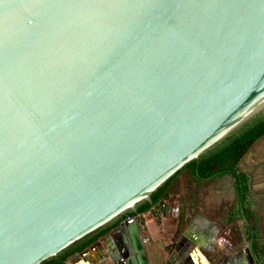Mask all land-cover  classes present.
I'll return each instance as SVG.
<instances>
[{"label": "water", "instance_id": "obj_1", "mask_svg": "<svg viewBox=\"0 0 264 264\" xmlns=\"http://www.w3.org/2000/svg\"><path fill=\"white\" fill-rule=\"evenodd\" d=\"M262 113L264 0H0V264L137 212Z\"/></svg>", "mask_w": 264, "mask_h": 264}, {"label": "crops", "instance_id": "obj_2", "mask_svg": "<svg viewBox=\"0 0 264 264\" xmlns=\"http://www.w3.org/2000/svg\"><path fill=\"white\" fill-rule=\"evenodd\" d=\"M239 169L254 178L250 205L258 218L257 252L232 177L197 180L183 171L171 184L160 221L154 208L140 214L142 229L125 218L68 264H114L119 244L136 264H249L251 241L258 264H264V195H258L264 189V136Z\"/></svg>", "mask_w": 264, "mask_h": 264}, {"label": "trees", "instance_id": "obj_3", "mask_svg": "<svg viewBox=\"0 0 264 264\" xmlns=\"http://www.w3.org/2000/svg\"><path fill=\"white\" fill-rule=\"evenodd\" d=\"M263 136L264 113L248 123L240 131L234 133L231 137L217 145L214 149L207 151L199 159L188 163L184 169L177 172L152 195V202L142 203L138 206L137 212L127 213L113 224L87 236L65 249L57 257L51 258L43 264H66L70 256L82 252L84 249L91 246L101 236L105 235L110 229L117 226L127 217H134L154 208L157 211V220L160 221V217L164 212V201L168 198L171 184L183 171L190 172L197 180H212L221 178L225 175H230L232 177L237 199L241 203V210L248 222L249 236L253 240V249L256 251L258 245V218L251 208V205L248 203L249 178L246 173L239 169V164L254 144ZM181 222L182 220L180 219L179 223L181 224ZM262 254L264 255V252Z\"/></svg>", "mask_w": 264, "mask_h": 264}, {"label": "flooded vegetation", "instance_id": "obj_4", "mask_svg": "<svg viewBox=\"0 0 264 264\" xmlns=\"http://www.w3.org/2000/svg\"><path fill=\"white\" fill-rule=\"evenodd\" d=\"M261 176H262V173H261ZM249 181V180H248ZM252 195H254L253 193H251L250 191H249V199H248V203L249 204H251L252 205V200H251V197L250 196H252ZM258 195H264V189H262L260 192H259V194ZM241 216L245 219V222L247 221V219L245 218V216L243 215V211L241 210ZM248 239V238H247Z\"/></svg>", "mask_w": 264, "mask_h": 264}, {"label": "built area", "instance_id": "obj_5", "mask_svg": "<svg viewBox=\"0 0 264 264\" xmlns=\"http://www.w3.org/2000/svg\"><path fill=\"white\" fill-rule=\"evenodd\" d=\"M128 218H130V217H128ZM135 218H136V220H137V223H138V226H139V228H143V221L141 220V218H140V215H137V216H135ZM144 241H148V238H146Z\"/></svg>", "mask_w": 264, "mask_h": 264}]
</instances>
